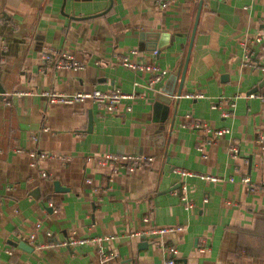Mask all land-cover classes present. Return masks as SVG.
Returning a JSON list of instances; mask_svg holds the SVG:
<instances>
[{"label": "crops", "instance_id": "1", "mask_svg": "<svg viewBox=\"0 0 264 264\" xmlns=\"http://www.w3.org/2000/svg\"><path fill=\"white\" fill-rule=\"evenodd\" d=\"M0 37V264H165L164 246L182 264H264V189L242 183L264 184V103L249 96L264 92V0H0ZM51 50L81 67L44 62ZM123 57L166 75L150 87ZM112 89L134 97L108 112L40 95ZM106 153L152 163L113 172Z\"/></svg>", "mask_w": 264, "mask_h": 264}, {"label": "built area", "instance_id": "2", "mask_svg": "<svg viewBox=\"0 0 264 264\" xmlns=\"http://www.w3.org/2000/svg\"><path fill=\"white\" fill-rule=\"evenodd\" d=\"M7 26L13 27L12 24L9 22H6ZM260 39H256V41H259ZM7 48V45L5 41L0 37V50L5 51ZM158 51L154 50L152 54L155 56L157 55ZM42 59L46 63H53L57 68H63V69H77L80 68L81 65L74 60V58L68 54V53H56L51 51H48L47 53H44L42 55ZM121 63L123 66L134 70V71H144L149 74V81L148 85L151 87L155 83L162 80V78L166 75V71L160 69L155 64H148L143 62L142 60L133 61L129 59L128 57H123L121 60ZM256 68H259L260 70L264 71V66H258L253 65ZM40 95L43 96L47 102L49 103H60V104H74L76 102H83L86 100H91L94 104H96L98 107H101L103 110L108 112H114L117 108V105L120 103L123 99H132L134 97L133 94L130 93H124L120 91L119 89H112L110 91H100V90H91V91H81L76 92L73 94H66L62 92H58L55 90H48V91H42L40 92ZM198 96V95H195ZM249 96H253L258 98L262 103H264V92H257V93H251ZM9 104V102H7ZM230 105L233 106V101L226 100L225 98H219L215 102L212 103V107L215 109L220 110L222 117H228L230 115V112L224 109V105ZM128 110H130V106L127 107ZM191 127L193 129L202 130L204 133L209 134L211 137H220L223 134L227 133V129H212L209 128L208 125L204 122H195L191 124ZM260 143L262 144V147H264V139L261 136L259 138ZM19 152V150H17ZM231 152L233 155L235 154V149L232 148ZM30 156L37 158V159H44L48 157V154L46 152H37V153H29ZM152 163V157L142 154H131V153H124V154H111L106 153L103 156H101L98 159V164L101 166H110L113 172H117V170L122 169L126 170L127 172H133L136 169L140 167H144L147 165H150ZM185 174V173H183ZM45 177V174H43ZM205 178L214 179L216 178L207 176ZM242 183L251 191H256L261 188L264 189L263 186L260 184H255L250 181L249 178H243ZM185 207L190 209L194 207L193 203L186 202ZM147 221V219H145ZM174 228L170 227H163L152 230V233H167L172 231ZM181 228H176V230H180ZM49 236L50 233H47ZM133 236L147 235L146 231L143 232H136L132 234ZM30 240L34 239V234H31L29 236ZM110 240L113 239V237L107 236V237H92V238H81V239H64L56 242H46L44 244L39 245V247H45V248H55V247H72L79 243H99L102 240ZM99 248V247H98ZM164 250L167 252V260L165 261V264H182L179 262H176V255L177 250L173 246H164ZM98 252L102 258V260H106L112 257H115L114 254H107L102 251L101 248L98 249ZM8 254L10 253V250H7Z\"/></svg>", "mask_w": 264, "mask_h": 264}, {"label": "water", "instance_id": "3", "mask_svg": "<svg viewBox=\"0 0 264 264\" xmlns=\"http://www.w3.org/2000/svg\"><path fill=\"white\" fill-rule=\"evenodd\" d=\"M200 6H201V2H200V4H199V9H200ZM199 9H198V11H199Z\"/></svg>", "mask_w": 264, "mask_h": 264}]
</instances>
